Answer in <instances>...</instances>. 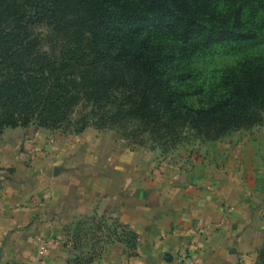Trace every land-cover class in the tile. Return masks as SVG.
<instances>
[{"label":"trees","instance_id":"trees-1","mask_svg":"<svg viewBox=\"0 0 264 264\" xmlns=\"http://www.w3.org/2000/svg\"><path fill=\"white\" fill-rule=\"evenodd\" d=\"M242 1L0 0V138L30 125L76 134L93 126L164 156L193 139L264 126V64L241 62L205 89L181 63L185 54L256 37L240 29ZM157 33L172 34L181 50ZM87 225L73 231L66 264H91L116 241L137 245L128 227L99 220L85 252ZM255 264H264V242Z\"/></svg>","mask_w":264,"mask_h":264},{"label":"crops","instance_id":"crops-1","mask_svg":"<svg viewBox=\"0 0 264 264\" xmlns=\"http://www.w3.org/2000/svg\"><path fill=\"white\" fill-rule=\"evenodd\" d=\"M99 220L138 241L106 245L91 264H254L264 242V126L164 156L93 126L5 130L0 264H66L77 225L88 223L81 245L90 252Z\"/></svg>","mask_w":264,"mask_h":264},{"label":"rangeland","instance_id":"rangeland-1","mask_svg":"<svg viewBox=\"0 0 264 264\" xmlns=\"http://www.w3.org/2000/svg\"><path fill=\"white\" fill-rule=\"evenodd\" d=\"M241 7L240 28L243 32L252 31L256 34L254 39L247 42H225L217 44L208 50L198 54H185L181 63L194 72L193 84L205 89L219 84L223 72L247 60H257L258 64H264V0H243L238 3ZM218 12L231 17V10L223 4H216ZM38 32H44L42 36L43 48H46V28L41 26ZM158 38L165 44H169L181 50L182 46L170 33H157ZM262 127V126H261ZM257 261V260H256ZM254 262V264L256 263Z\"/></svg>","mask_w":264,"mask_h":264}]
</instances>
